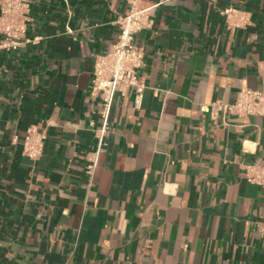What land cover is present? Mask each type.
Listing matches in <instances>:
<instances>
[{
  "label": "crops",
  "instance_id": "obj_1",
  "mask_svg": "<svg viewBox=\"0 0 264 264\" xmlns=\"http://www.w3.org/2000/svg\"><path fill=\"white\" fill-rule=\"evenodd\" d=\"M29 1L37 42L0 51V264H264V188L245 178L264 163V118L199 110L264 90V0H141L157 5L135 38L143 107L117 87L102 148L94 62L128 0ZM228 7L251 24L228 31Z\"/></svg>",
  "mask_w": 264,
  "mask_h": 264
},
{
  "label": "built area",
  "instance_id": "obj_2",
  "mask_svg": "<svg viewBox=\"0 0 264 264\" xmlns=\"http://www.w3.org/2000/svg\"><path fill=\"white\" fill-rule=\"evenodd\" d=\"M129 9L120 15L115 24L119 29L118 41L104 53L97 55L94 62L91 96L101 100L102 124L97 132L100 148L105 146V137L110 132V115L117 87L134 91V109L141 110L146 83L139 78V71L145 66V51L135 44V38L143 31L151 30L155 20L152 9L144 7L141 0H128ZM31 2L29 0H0V51H18L24 44L36 43L37 39H27ZM228 31L246 29L252 22L251 13L228 7L220 11ZM202 114L219 121L226 115L238 118H264V90L243 87L233 102L218 101L202 104ZM46 135L36 126L26 131L23 141V155L36 160L43 154ZM94 167H89L92 174ZM245 178L249 183L264 188V163L245 166Z\"/></svg>",
  "mask_w": 264,
  "mask_h": 264
}]
</instances>
